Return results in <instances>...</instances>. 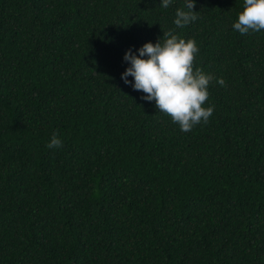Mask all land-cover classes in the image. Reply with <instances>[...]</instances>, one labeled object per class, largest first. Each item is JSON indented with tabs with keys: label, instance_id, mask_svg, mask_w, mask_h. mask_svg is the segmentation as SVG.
<instances>
[{
	"label": "trees",
	"instance_id": "1",
	"mask_svg": "<svg viewBox=\"0 0 264 264\" xmlns=\"http://www.w3.org/2000/svg\"><path fill=\"white\" fill-rule=\"evenodd\" d=\"M193 2L0 0V264H264V31ZM172 29L215 78L187 133L121 79Z\"/></svg>",
	"mask_w": 264,
	"mask_h": 264
},
{
	"label": "clouds",
	"instance_id": "2",
	"mask_svg": "<svg viewBox=\"0 0 264 264\" xmlns=\"http://www.w3.org/2000/svg\"><path fill=\"white\" fill-rule=\"evenodd\" d=\"M172 2L160 0V6L167 9ZM195 7L193 0H184L175 13L173 23L176 28L183 29L198 19V13L193 11ZM232 27L241 35L264 31V0H244L243 10ZM161 40L155 44L145 43L138 49V55L129 49L123 59L130 67L121 79L134 91L145 94L141 100L154 101L157 111L169 116L182 132L187 133L201 123L207 124L213 115L214 106L204 105L209 99L208 87L215 78L200 68L194 69L195 56L199 52L194 39L185 40L172 29L163 32ZM216 83L226 87L223 79ZM46 147H62L56 133Z\"/></svg>",
	"mask_w": 264,
	"mask_h": 264
}]
</instances>
